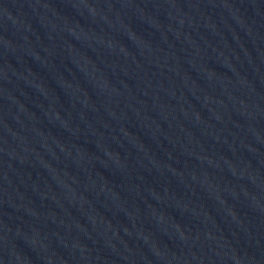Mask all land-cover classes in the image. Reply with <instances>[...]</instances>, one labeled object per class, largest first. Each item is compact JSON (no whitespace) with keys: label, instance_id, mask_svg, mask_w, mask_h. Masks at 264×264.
Instances as JSON below:
<instances>
[{"label":"water","instance_id":"obj_1","mask_svg":"<svg viewBox=\"0 0 264 264\" xmlns=\"http://www.w3.org/2000/svg\"><path fill=\"white\" fill-rule=\"evenodd\" d=\"M0 264H264V0H0Z\"/></svg>","mask_w":264,"mask_h":264}]
</instances>
